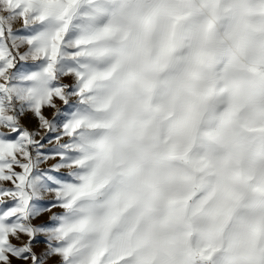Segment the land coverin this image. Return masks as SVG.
I'll use <instances>...</instances> for the list:
<instances>
[{"label":"snow or ice","instance_id":"6c2138e0","mask_svg":"<svg viewBox=\"0 0 264 264\" xmlns=\"http://www.w3.org/2000/svg\"><path fill=\"white\" fill-rule=\"evenodd\" d=\"M50 257L264 264V0H0V264Z\"/></svg>","mask_w":264,"mask_h":264},{"label":"rangeland","instance_id":"374dc122","mask_svg":"<svg viewBox=\"0 0 264 264\" xmlns=\"http://www.w3.org/2000/svg\"><path fill=\"white\" fill-rule=\"evenodd\" d=\"M16 28H21L22 24L21 23H17L15 25ZM45 114L48 115L49 117H51L52 114V110L51 109H46L45 110ZM25 124H27L30 128H34L36 126V121L29 115L28 117H26L23 121ZM51 163H55V161H48L45 164H42L41 167L42 168H47ZM19 170V169H17ZM67 169H61V173H67ZM54 199V195L51 193H45L43 200L41 201L42 204H48L50 201H52ZM53 212H61L62 209L60 208H54L52 209ZM51 215V213L49 212H45L40 218H38L37 220L34 221V223H41L42 221H47L49 219V216ZM15 242V241H14ZM35 250L37 253L42 252L45 249V245L43 243V238H40V241L37 242L35 245ZM59 260V257H50L47 261L46 264H57ZM17 264H19V262H17Z\"/></svg>","mask_w":264,"mask_h":264}]
</instances>
